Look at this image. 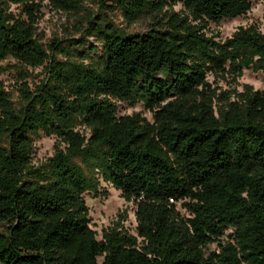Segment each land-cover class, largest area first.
Returning a JSON list of instances; mask_svg holds the SVG:
<instances>
[{
	"label": "trees",
	"instance_id": "1",
	"mask_svg": "<svg viewBox=\"0 0 264 264\" xmlns=\"http://www.w3.org/2000/svg\"><path fill=\"white\" fill-rule=\"evenodd\" d=\"M45 1L76 13L85 0H0V74L45 73L33 89L19 78L18 104L0 86V264H264V90L208 81L264 72V34L205 32L251 0H112L149 30L96 15L78 39L44 48ZM117 103H141L151 120ZM40 134L65 147L36 167ZM102 184L134 204V235L121 215L100 239L90 228L85 196Z\"/></svg>",
	"mask_w": 264,
	"mask_h": 264
},
{
	"label": "rangeland",
	"instance_id": "2",
	"mask_svg": "<svg viewBox=\"0 0 264 264\" xmlns=\"http://www.w3.org/2000/svg\"><path fill=\"white\" fill-rule=\"evenodd\" d=\"M251 3V9L245 16L234 20H224L219 24L210 23L205 32L209 36L218 37V40H224L229 38L239 28L254 26L261 34H264V0H251ZM173 10L183 13V8L180 5L174 6ZM10 11L17 14L19 8L11 5ZM96 15L100 18L106 17L127 33H143L150 28V22L146 19L135 22L127 21L112 0H85L81 10L76 13L57 11L48 1H45L42 3L40 17L36 24L40 43L46 48L48 44L56 40L78 39L85 28L86 20ZM88 42L94 43V38L90 37ZM6 63L15 65V62L12 60L3 62V65ZM5 69L0 74V86L9 94L14 104H18L19 102V92L17 89L21 84L19 81L21 76H24L23 82H26L30 89H33L45 77L44 70L41 67L23 69L13 66ZM208 81L212 84L213 88H216L218 93L235 89L240 91L242 84H248L254 90H264V72L254 73L251 70H244L236 82L230 79L214 80L212 77H209ZM117 106L118 115L120 116L139 113L146 119L151 120L150 113L144 110L141 103H137L134 106L117 103ZM75 131L86 137L88 136V130L83 126L77 127ZM33 147L32 164L37 167L55 154L56 147L64 149L65 145L54 136L40 134L39 137L35 138ZM101 190V194L96 198L91 195L85 196V202L89 209V226L97 233L98 239L101 238L103 229H106L120 219L119 215L125 217L123 221L124 227L134 235L136 227L134 204L125 202L120 197V192L109 185L102 184ZM179 210L182 214L184 213L182 209L179 208ZM213 250H215L214 245L207 248V252Z\"/></svg>",
	"mask_w": 264,
	"mask_h": 264
}]
</instances>
